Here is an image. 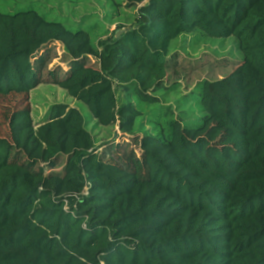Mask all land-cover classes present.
I'll list each match as a JSON object with an SVG mask.
<instances>
[{"label": "trees", "instance_id": "16d2710c", "mask_svg": "<svg viewBox=\"0 0 264 264\" xmlns=\"http://www.w3.org/2000/svg\"><path fill=\"white\" fill-rule=\"evenodd\" d=\"M0 1V98L28 102L42 84L40 52L59 43L69 69L55 85L140 154H119L123 142L97 146L65 104L40 124L29 104L10 112L0 133V264H264V0H125L136 23L105 40L98 23ZM198 30L234 37L240 63L201 83L199 124L153 109L138 137L142 114L128 98L158 103L172 41Z\"/></svg>", "mask_w": 264, "mask_h": 264}, {"label": "rangeland", "instance_id": "374dc122", "mask_svg": "<svg viewBox=\"0 0 264 264\" xmlns=\"http://www.w3.org/2000/svg\"><path fill=\"white\" fill-rule=\"evenodd\" d=\"M125 0H15L7 8L9 11L33 6L51 20H59L69 25L83 26L98 23L97 40H105L116 33H121L135 25L138 17L136 8H128ZM1 3V1H0ZM123 26L120 30L119 27ZM238 42L234 37L217 39L207 37L201 30L192 34H184L172 41L168 57L167 77L163 89L153 92L159 99L154 105L139 103L133 95L128 98L139 105L142 116L137 123V134L150 130V117L153 109H168L176 116H181L191 125L199 124L205 116L198 105V93L203 81H214L228 76L241 61ZM45 57L42 68V84L34 89L27 99L25 96L0 98V133L7 132L6 116L17 109L30 105L35 124L48 118L49 110L57 104H65L77 108L83 115L87 129L92 134L96 145L112 144L113 141L123 142L124 152L130 148L139 157L138 145L133 139L120 133L117 126L102 127L97 124L88 107L72 98L65 90L55 85V78L60 79L69 69V58L61 44L53 43L45 47L39 56ZM242 56V54H241ZM33 59L32 62H35ZM90 59L88 65H95ZM118 97L126 99V94L118 92ZM142 124V125H141ZM109 148V147H108ZM102 150H106L102 148ZM66 158L60 159L55 172L63 173Z\"/></svg>", "mask_w": 264, "mask_h": 264}]
</instances>
